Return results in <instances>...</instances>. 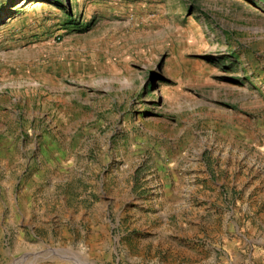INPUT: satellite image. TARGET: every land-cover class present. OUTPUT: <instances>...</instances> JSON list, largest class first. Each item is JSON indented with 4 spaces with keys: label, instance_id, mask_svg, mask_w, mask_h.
<instances>
[{
    "label": "rangeland",
    "instance_id": "rangeland-1",
    "mask_svg": "<svg viewBox=\"0 0 264 264\" xmlns=\"http://www.w3.org/2000/svg\"><path fill=\"white\" fill-rule=\"evenodd\" d=\"M0 264H264V0H0Z\"/></svg>",
    "mask_w": 264,
    "mask_h": 264
},
{
    "label": "bare ground",
    "instance_id": "bare-ground-1",
    "mask_svg": "<svg viewBox=\"0 0 264 264\" xmlns=\"http://www.w3.org/2000/svg\"><path fill=\"white\" fill-rule=\"evenodd\" d=\"M46 5L45 4H43L42 2H36V3H34L30 8H29V10H28V17L29 18H33V17H35L36 15H39V14H37V13H39L38 11H39V9L40 8H43V7H45ZM27 17V16H26Z\"/></svg>",
    "mask_w": 264,
    "mask_h": 264
},
{
    "label": "trees",
    "instance_id": "trees-1",
    "mask_svg": "<svg viewBox=\"0 0 264 264\" xmlns=\"http://www.w3.org/2000/svg\"><path fill=\"white\" fill-rule=\"evenodd\" d=\"M59 1H62V0H59ZM33 4H34V3H33ZM33 4H32V5H33ZM32 5H31V6H32Z\"/></svg>",
    "mask_w": 264,
    "mask_h": 264
}]
</instances>
